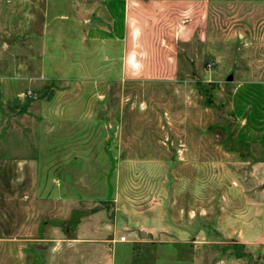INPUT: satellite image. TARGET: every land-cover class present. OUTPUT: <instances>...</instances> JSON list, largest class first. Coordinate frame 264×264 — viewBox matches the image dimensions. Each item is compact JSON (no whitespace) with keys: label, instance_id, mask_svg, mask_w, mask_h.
I'll list each match as a JSON object with an SVG mask.
<instances>
[{"label":"rangeland","instance_id":"obj_1","mask_svg":"<svg viewBox=\"0 0 264 264\" xmlns=\"http://www.w3.org/2000/svg\"><path fill=\"white\" fill-rule=\"evenodd\" d=\"M73 1L0 0V264L50 234L113 238L108 264H264V142L230 107L240 79L264 107V0H213L166 80L121 78Z\"/></svg>","mask_w":264,"mask_h":264},{"label":"crops","instance_id":"obj_2","mask_svg":"<svg viewBox=\"0 0 264 264\" xmlns=\"http://www.w3.org/2000/svg\"><path fill=\"white\" fill-rule=\"evenodd\" d=\"M54 3L59 0H52ZM68 7L74 9V1L66 0ZM82 36L88 41H98L105 45L119 44L118 61L110 60L120 70L123 79L132 78L134 70L142 79H170L177 68L176 48L190 39L204 42L210 23L209 4L213 0H81ZM73 7V8H71ZM79 11V10H78ZM211 35V34H210ZM212 36V35H211ZM215 60L216 58L213 57ZM231 77V74L227 76ZM137 77V76H136ZM139 78V77H138ZM235 81L230 107L233 115L240 121L242 139L252 144L264 142V124L255 121L264 117L255 116L252 110V91L249 95H239V82ZM261 81V80H257ZM264 82V81H262ZM12 95H16V92ZM256 164L263 165L264 151ZM246 197L250 193L245 192ZM48 229V230H47ZM56 226L44 224L43 233H52ZM55 233V232H54ZM17 238L0 237L1 243H10ZM92 236H50L20 238V264H108L106 245L108 240ZM118 241V240H117ZM28 243L33 247H26ZM65 246L59 248L58 246ZM98 246V254L91 258ZM78 248H77V247ZM86 246V247H85ZM76 247V248H75ZM82 251V252H81ZM92 252V253H91ZM86 254V257H85ZM42 256L43 258H41Z\"/></svg>","mask_w":264,"mask_h":264},{"label":"water","instance_id":"obj_3","mask_svg":"<svg viewBox=\"0 0 264 264\" xmlns=\"http://www.w3.org/2000/svg\"><path fill=\"white\" fill-rule=\"evenodd\" d=\"M227 77H228V78H230V76H229V75H228Z\"/></svg>","mask_w":264,"mask_h":264}]
</instances>
